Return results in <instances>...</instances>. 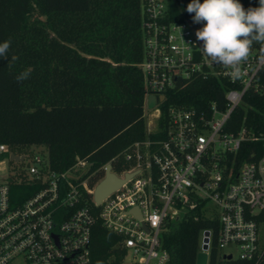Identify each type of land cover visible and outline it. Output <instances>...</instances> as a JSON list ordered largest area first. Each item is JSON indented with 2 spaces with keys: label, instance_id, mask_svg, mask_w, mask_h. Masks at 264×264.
Segmentation results:
<instances>
[{
  "label": "built area",
  "instance_id": "2783aa9c",
  "mask_svg": "<svg viewBox=\"0 0 264 264\" xmlns=\"http://www.w3.org/2000/svg\"><path fill=\"white\" fill-rule=\"evenodd\" d=\"M142 11L144 57L139 68L148 123L144 140L125 154L130 168L111 170L120 179L133 177L98 205L94 192L102 180L90 186L88 161L79 159L72 169L59 173L50 168L47 152L32 148L17 154L1 144L0 158L7 156L13 164L0 180V264H92L97 220L120 237L126 252L123 264H169L161 241L167 222L198 208L206 219L218 222L223 260L231 256L230 261L264 264V150L251 151L255 160L236 158L246 142L262 143L264 149V133L231 121L246 93L264 94L259 82L264 48L250 53L240 66L241 75L233 79L230 68L211 62L201 51L203 42L195 33L202 23L174 19L168 0H143ZM200 75L231 84L226 108L216 103L202 110L174 106L160 124L166 94L178 82ZM12 155L19 161H12ZM14 181L38 190L16 196L11 190ZM86 194L93 196L97 212L85 204Z\"/></svg>",
  "mask_w": 264,
  "mask_h": 264
},
{
  "label": "trees",
  "instance_id": "16d2710c",
  "mask_svg": "<svg viewBox=\"0 0 264 264\" xmlns=\"http://www.w3.org/2000/svg\"><path fill=\"white\" fill-rule=\"evenodd\" d=\"M143 0H0V43L11 41L7 59L0 58V145L21 154L34 148L48 153L50 168L66 172L77 160L91 164L90 186L130 168L125 154L145 138L144 57L141 24ZM174 19L185 21L191 0H168ZM203 0H201V3ZM245 9L259 0H239ZM203 27V24H201ZM264 45L253 43L250 53ZM249 53V54H250ZM15 57V59H13ZM31 70L27 79L16 77ZM259 82L264 87V68ZM231 84L222 78L197 76L180 81L161 105L205 109L226 108ZM264 133V94L249 91L231 117ZM262 143H244L236 158L255 160ZM12 194L32 195L38 186L14 181ZM85 204L94 209L93 196ZM205 231L212 232L208 264H246L223 260L218 250L219 225L200 208L167 222L161 241L169 264H197ZM120 237L97 220L92 230V264H123Z\"/></svg>",
  "mask_w": 264,
  "mask_h": 264
},
{
  "label": "clouds",
  "instance_id": "9594fccd",
  "mask_svg": "<svg viewBox=\"0 0 264 264\" xmlns=\"http://www.w3.org/2000/svg\"><path fill=\"white\" fill-rule=\"evenodd\" d=\"M186 11L194 14V23L203 24L195 33L203 42V54L211 62L230 68L233 79L239 78L240 66L247 61L253 43L264 45V0H259L258 7L248 9L239 0H191ZM10 44L11 41L0 43V58H8ZM30 71L20 73L17 82L27 79Z\"/></svg>",
  "mask_w": 264,
  "mask_h": 264
},
{
  "label": "water",
  "instance_id": "95a60500",
  "mask_svg": "<svg viewBox=\"0 0 264 264\" xmlns=\"http://www.w3.org/2000/svg\"><path fill=\"white\" fill-rule=\"evenodd\" d=\"M160 100H163V98H160ZM149 105H153L152 99L149 100ZM12 161H19V158L15 155L11 156ZM112 165L108 164L105 168V178L99 183V185L96 187L94 192V202L96 204H101V202L104 200L105 197H107L109 194L120 188L127 180L131 179L133 177V174H127L125 175L124 179H120L115 174L111 172ZM209 236L210 233L206 231L204 233V239H203V247L202 251L198 254L197 257V264H208L209 263ZM231 259V256L228 257V260Z\"/></svg>",
  "mask_w": 264,
  "mask_h": 264
},
{
  "label": "rangeland",
  "instance_id": "374dc122",
  "mask_svg": "<svg viewBox=\"0 0 264 264\" xmlns=\"http://www.w3.org/2000/svg\"><path fill=\"white\" fill-rule=\"evenodd\" d=\"M146 107V105H145ZM145 123H148V120L145 121ZM36 153L41 152L42 154H44L43 152H46V150L44 148H37L35 149ZM13 163L10 162V160L8 159V157H1L0 158V180L4 179V177L7 176V174H9V169H10V165H12ZM17 168L20 167H24L26 165H14Z\"/></svg>",
  "mask_w": 264,
  "mask_h": 264
}]
</instances>
